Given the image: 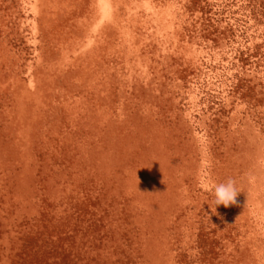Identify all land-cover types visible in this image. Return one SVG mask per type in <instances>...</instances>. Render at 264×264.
Instances as JSON below:
<instances>
[{
  "label": "rangeland",
  "instance_id": "374dc122",
  "mask_svg": "<svg viewBox=\"0 0 264 264\" xmlns=\"http://www.w3.org/2000/svg\"><path fill=\"white\" fill-rule=\"evenodd\" d=\"M0 264H264V0H0Z\"/></svg>",
  "mask_w": 264,
  "mask_h": 264
},
{
  "label": "clouds",
  "instance_id": "9594fccd",
  "mask_svg": "<svg viewBox=\"0 0 264 264\" xmlns=\"http://www.w3.org/2000/svg\"><path fill=\"white\" fill-rule=\"evenodd\" d=\"M240 190L236 186V181L229 178L224 183L216 184L213 191L214 199L209 206L211 211L216 213L219 206L223 205L225 208L236 205L238 203L237 196L240 194Z\"/></svg>",
  "mask_w": 264,
  "mask_h": 264
}]
</instances>
